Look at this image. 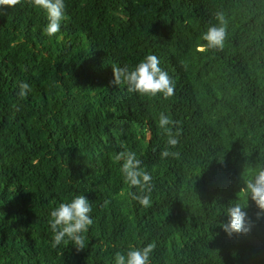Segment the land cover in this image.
Returning a JSON list of instances; mask_svg holds the SVG:
<instances>
[{
  "label": "trees",
  "instance_id": "obj_1",
  "mask_svg": "<svg viewBox=\"0 0 264 264\" xmlns=\"http://www.w3.org/2000/svg\"><path fill=\"white\" fill-rule=\"evenodd\" d=\"M65 5L70 19L53 36L31 0L0 7V264H114L151 242L149 264H264V214L239 193L264 166V0ZM218 12L227 38L207 49ZM148 54L174 96L111 83L113 65L131 70ZM161 113L179 122L174 148ZM166 148L179 155L161 158ZM121 151L151 173L150 207L131 199ZM79 194L92 205L85 248H53L50 211ZM231 203L246 206L248 234L219 227Z\"/></svg>",
  "mask_w": 264,
  "mask_h": 264
},
{
  "label": "clouds",
  "instance_id": "obj_2",
  "mask_svg": "<svg viewBox=\"0 0 264 264\" xmlns=\"http://www.w3.org/2000/svg\"><path fill=\"white\" fill-rule=\"evenodd\" d=\"M21 0H0V7L12 8L20 4ZM33 7L42 9L47 15V25L44 32L53 36L60 31L61 22L70 19L65 14V0H31ZM2 14V13H0ZM217 24L210 26L201 36L203 47L207 49L223 50L227 38V20L222 12L216 14ZM112 84L126 83L129 92L143 96L155 97L161 94L164 99L175 95V83L169 74L160 67V60L154 54L146 55L133 69L127 66H112ZM18 95L24 98L31 91L29 84L21 83ZM177 121H173L168 115L161 113L158 126L164 130L168 139L167 144L174 148L178 144L180 129ZM172 127H176L175 133ZM161 158L176 157L178 152H171L168 148L161 152ZM116 162H122L120 172L124 181L138 191L130 192L132 200L147 208L151 206V192L153 190L152 175L142 166V161L133 151H121L114 157ZM239 193H243L247 199L255 203L259 212L257 217L264 214V166L258 167L249 178ZM107 204L108 201H105ZM246 206L240 203H231L226 208L227 222L219 227L229 237L246 235L251 230L252 224L248 219ZM92 205L85 195H75L70 202H62L50 211L49 226L52 232V247L70 243L77 251L85 248V233L92 224ZM156 248L154 242L148 243L142 248L131 247L126 254L116 252L114 264H149V257Z\"/></svg>",
  "mask_w": 264,
  "mask_h": 264
}]
</instances>
